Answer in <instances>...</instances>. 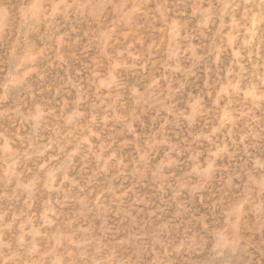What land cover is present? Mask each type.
<instances>
[{"label":"rangeland","instance_id":"rangeland-1","mask_svg":"<svg viewBox=\"0 0 264 264\" xmlns=\"http://www.w3.org/2000/svg\"><path fill=\"white\" fill-rule=\"evenodd\" d=\"M26 2L0 0V18L12 24L0 37V78ZM161 2L144 0L131 23L103 36L96 23L71 17L58 18L46 37L43 25L31 34L33 50L14 80L20 87L0 102V150H12V137L47 145L65 125L84 132L86 147L63 148L67 160L49 148L0 167L5 239L22 235L43 249L63 244L71 224L88 229L78 238L99 237L118 256L139 254L148 264L142 249L160 232L166 242L189 241L169 257L173 264H264V229L251 213L239 227L240 248L220 260L201 226L223 227L243 189L240 170L264 166V107L247 86L264 63V41L253 46L237 33L229 0H164L152 19L148 9ZM145 88L153 94L145 97ZM238 94L257 101L254 114Z\"/></svg>","mask_w":264,"mask_h":264},{"label":"clouds","instance_id":"clouds-1","mask_svg":"<svg viewBox=\"0 0 264 264\" xmlns=\"http://www.w3.org/2000/svg\"><path fill=\"white\" fill-rule=\"evenodd\" d=\"M143 7H146L144 0L133 5H129L127 0H27L22 22L16 27L15 36L8 47L6 61L8 69L0 78V89H3L4 93L0 95V102H7L10 94H14L20 87L14 80L20 75L21 65L25 62L29 51L33 50L34 41L30 39L31 34L41 25L45 29L44 37H46L54 30L58 18L87 19L101 26L100 35L103 36L120 25L131 23L132 10ZM226 7L234 20L235 30L245 41H252L253 46L257 41H264V0H229ZM164 8H167V4L162 0L155 9H148L147 14L152 19H160V9ZM108 16H112L113 19L111 24L105 25L104 21ZM11 27L9 18H0V37L10 35ZM245 71L246 69L241 65L236 76L241 77ZM247 86L256 90L258 103L264 107V63H260L252 72L247 80ZM144 92L145 97L153 94V90L148 88H145ZM238 95H240L239 102L244 103L248 112L254 114L257 101L250 100L242 94ZM249 121L253 122L251 117ZM83 134L80 128L65 125L47 145H38L35 141L24 139L18 141L12 137L9 141L12 150H0V167L6 166L11 170L32 157L43 156L49 148H53L54 151L60 148L61 156L67 160L63 148L69 144L86 147L80 140ZM21 144L24 145L23 148L20 147ZM107 146L111 147V145ZM57 163H60L59 157ZM136 163L143 165L144 161L137 160ZM259 167L264 166L249 163L240 170L236 179L242 180L243 189L229 207L223 227L210 228L207 223L201 225L211 237L210 252L213 260H220L226 253H235L240 248L242 240L238 234L239 227L249 213L256 218L259 227L264 229V171L258 170ZM67 229V234L63 236V244L50 240L46 248L37 249L30 239H25L22 235H17L14 242L5 239V233L8 231V227L5 226L4 229H0V264H141L139 254L135 259L133 256H118L115 248L109 249L99 237L89 235L87 238H78L77 233H87L88 229H73L71 224ZM159 233L154 232L151 244L145 245L142 249L151 254L152 258L148 264H173L169 257L173 253L183 251L189 246V241L181 239L175 243L166 242L159 238ZM72 237L76 238L72 239ZM119 243L123 244L127 241L122 239ZM224 264L228 262L224 261Z\"/></svg>","mask_w":264,"mask_h":264}]
</instances>
